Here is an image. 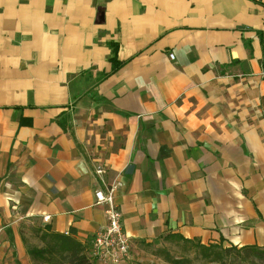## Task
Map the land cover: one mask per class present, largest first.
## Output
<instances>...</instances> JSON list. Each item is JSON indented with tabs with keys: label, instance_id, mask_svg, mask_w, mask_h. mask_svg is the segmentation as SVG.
I'll use <instances>...</instances> for the list:
<instances>
[{
	"label": "crops",
	"instance_id": "crops-1",
	"mask_svg": "<svg viewBox=\"0 0 264 264\" xmlns=\"http://www.w3.org/2000/svg\"><path fill=\"white\" fill-rule=\"evenodd\" d=\"M95 167L120 264L166 236L264 249V0H0V264H35L34 229L90 255Z\"/></svg>",
	"mask_w": 264,
	"mask_h": 264
},
{
	"label": "trees",
	"instance_id": "trees-1",
	"mask_svg": "<svg viewBox=\"0 0 264 264\" xmlns=\"http://www.w3.org/2000/svg\"><path fill=\"white\" fill-rule=\"evenodd\" d=\"M34 234L42 244L28 247V255L35 264H94L88 255L87 245L75 238L52 232L48 229H34ZM166 241L182 242L190 245L201 261L211 264H264V249L256 246L223 248L221 245H201L178 236H166ZM167 264H190V260L174 259L164 253Z\"/></svg>",
	"mask_w": 264,
	"mask_h": 264
},
{
	"label": "built area",
	"instance_id": "built-area-1",
	"mask_svg": "<svg viewBox=\"0 0 264 264\" xmlns=\"http://www.w3.org/2000/svg\"><path fill=\"white\" fill-rule=\"evenodd\" d=\"M169 58L173 60V55L170 54ZM94 172L103 185L95 191L94 196L96 204L105 206L106 226L93 237L90 243V258L98 264H120L130 252V240L123 230L122 216L115 202L116 193L122 184L117 181L106 185L101 179L104 174L101 167H95ZM43 221L47 222L48 217L43 218Z\"/></svg>",
	"mask_w": 264,
	"mask_h": 264
},
{
	"label": "rangeland",
	"instance_id": "rangeland-1",
	"mask_svg": "<svg viewBox=\"0 0 264 264\" xmlns=\"http://www.w3.org/2000/svg\"><path fill=\"white\" fill-rule=\"evenodd\" d=\"M24 233L27 247H40L42 245L35 236L34 230L25 231ZM145 253L146 255L141 257L139 264H167L164 261V253L169 254L174 259L190 260V264H211L201 261L193 248L182 242L156 241Z\"/></svg>",
	"mask_w": 264,
	"mask_h": 264
}]
</instances>
